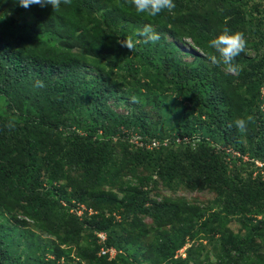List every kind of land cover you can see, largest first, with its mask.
Instances as JSON below:
<instances>
[{
    "label": "trees",
    "instance_id": "16d2710c",
    "mask_svg": "<svg viewBox=\"0 0 264 264\" xmlns=\"http://www.w3.org/2000/svg\"><path fill=\"white\" fill-rule=\"evenodd\" d=\"M262 2L174 0L172 11L149 17L125 0H72L56 10L0 0V264H264ZM145 24L158 42L132 53L118 43ZM224 27L248 41L238 74L208 59L207 42ZM184 40L202 56L181 61L174 42ZM122 93L151 105L142 115L170 123L167 138L152 131L160 119L116 114L108 102ZM247 115L254 121L245 134L229 127ZM131 128L147 137L139 147L121 138ZM150 182L214 192V210L205 217L187 202L150 198ZM79 205L92 210L83 219L70 210ZM228 216L247 227L243 235L225 228ZM26 219L50 240L23 235L32 248L18 260L8 237L27 232ZM186 243L185 257H175ZM101 247L118 253L108 260L97 256Z\"/></svg>",
    "mask_w": 264,
    "mask_h": 264
},
{
    "label": "rangeland",
    "instance_id": "374dc122",
    "mask_svg": "<svg viewBox=\"0 0 264 264\" xmlns=\"http://www.w3.org/2000/svg\"><path fill=\"white\" fill-rule=\"evenodd\" d=\"M259 9L263 10V15H264V3L262 2L261 5L259 6ZM25 20H28L29 17L26 16L24 18ZM263 21H264V16H263ZM169 41H171L169 39ZM176 45V48L179 52L178 56L180 58L181 61L184 62H191L192 61V56H188V54L194 55L197 54L199 56H202L200 54V52L195 49L189 40H184L183 42H174ZM187 54V55H184ZM121 99L119 100L118 103H114L113 101H109L108 104L109 106L112 108V110H114V112L116 114L119 115H129L130 117L134 118L136 117V119L138 117L144 116L145 119L147 121H149L150 119H160L158 121V123H156L154 126L151 125V127L153 128L152 131H154L155 129V134L157 135H161L164 138H167L169 132L168 130H164V127H166L168 124L170 125V123H167L163 120V118H159L157 115H155L154 113L150 112V113H145L144 115H142L141 110L142 109H146V111H154L153 108L151 107L150 104H146L142 101H138V100H132L130 98V96L127 93H122L120 94ZM134 109V111H133ZM134 119V120H136ZM140 120V118L138 119V121ZM153 122V121H152ZM136 130H138V128L134 129H123L121 130L122 133H124L126 135V137H121L123 140H125V138L127 139L128 143L133 145L134 147H139V145H141L140 143L143 139H147L146 136H142L140 135ZM141 140V141H140ZM148 143V142H147ZM146 143V146L148 145V148H151L153 146H156V142H150L149 144ZM154 143V144H152ZM237 156V154L235 155ZM247 157L244 156L242 161H246ZM259 162H255V165L258 166ZM64 170V174H66L68 177H72L75 174H77V171H67V168H63ZM136 174L141 175V174H145V172L141 169L136 170ZM155 177V174H152V178ZM145 189H147L148 192V196L150 198L156 199V200H167V201H180V202H187L189 204H192L196 207H198L201 211V213H204L205 217L207 215V213H210L214 210V207L211 206V202L215 197L214 192L208 191V190H204V191H199V190H188L185 189L181 186H177V187H167L164 184H162L161 182H150L147 186H145ZM70 210L72 213H74L79 219H83L85 216L87 217L90 214V210H87L85 208V206L83 207L82 205L79 206H71ZM6 217L3 214H0V220L2 221L3 219H5ZM260 218V217H258ZM261 219V218H260ZM27 222L25 229H27V232H25V230H22L20 228H16L14 230V232L12 233V235H10L8 238L11 239L14 243V250H16V253H14L15 255H20V258H24V255H28L31 251V248L29 246L31 239L29 237L23 238V235L27 234L29 236H31L32 234H34V237L45 241H49L50 239L43 233H41L40 231H38L36 228H34L33 226H31V222L29 220H25ZM224 221H226L227 223L225 224V228L229 231V233L233 236L235 235H243L244 232L246 231V228H243L239 225L238 222H235V220L229 219L228 218L224 219ZM142 222L146 225L149 226L150 220L148 218H143ZM82 235V234H81ZM226 233H224L222 236L220 235H216L214 240L212 241L213 244L209 247L211 248H218V245L223 242V240L226 239ZM83 239L80 241V245L83 246L84 245V240L88 241V238H85V235H82ZM98 239V238H97ZM98 241L100 242V240L98 239ZM206 240H201L200 243L204 244ZM256 242H258V240H256ZM189 246V243H186L181 249L177 250V252L175 253V257H180V258H184L185 257V252L184 250ZM77 249V246L71 245L70 247V257L74 258L75 256V251ZM114 249V248H113ZM114 252H112L113 254ZM118 253V251L115 250L114 255H116ZM119 253H121V251L119 250Z\"/></svg>",
    "mask_w": 264,
    "mask_h": 264
},
{
    "label": "clouds",
    "instance_id": "9594fccd",
    "mask_svg": "<svg viewBox=\"0 0 264 264\" xmlns=\"http://www.w3.org/2000/svg\"><path fill=\"white\" fill-rule=\"evenodd\" d=\"M18 4L28 9L31 6H39L45 8L50 6L52 10L59 9L61 5H71L72 0H17ZM126 4L132 7L137 14H143L149 17H156L164 11H172L175 8L174 0H125ZM160 39V34L151 24H145L142 29L137 30L135 37L129 35L118 43L127 48L131 53L137 50L139 43L155 44ZM208 48L211 50L208 59L211 63L223 66L224 70L229 74H238L242 69L236 58L246 52L248 41L242 31H232L228 27H224L219 35L207 42ZM36 87H44L43 81L37 80ZM135 99V98H134ZM254 121L252 115L237 117L233 120L229 127L235 126L240 134H245L249 125ZM10 131L16 127L15 118H12L5 125ZM153 144V143H152ZM79 219V218H78ZM96 237L101 243L104 240L103 233H97ZM115 249L100 248L97 256L107 255V259H112L115 255Z\"/></svg>",
    "mask_w": 264,
    "mask_h": 264
}]
</instances>
